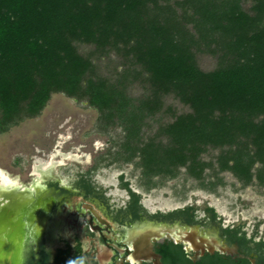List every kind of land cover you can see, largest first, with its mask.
<instances>
[{"label": "trees", "instance_id": "1", "mask_svg": "<svg viewBox=\"0 0 264 264\" xmlns=\"http://www.w3.org/2000/svg\"><path fill=\"white\" fill-rule=\"evenodd\" d=\"M196 53L216 65L201 69ZM109 55L120 69L101 73L96 61ZM135 83L145 87L138 96L128 91ZM57 92L95 108L99 130L120 129L106 164L131 163L146 190L181 168L209 191L224 184V171L242 187H264V0H0V133L37 116ZM166 95L188 110L149 134L146 120ZM208 148L218 149L214 160L203 159ZM78 182L102 196L85 175ZM177 215L193 222L194 207ZM223 233L264 261V240L238 225Z\"/></svg>", "mask_w": 264, "mask_h": 264}, {"label": "rangeland", "instance_id": "2", "mask_svg": "<svg viewBox=\"0 0 264 264\" xmlns=\"http://www.w3.org/2000/svg\"><path fill=\"white\" fill-rule=\"evenodd\" d=\"M249 3L244 4L247 7ZM81 53H87L90 46L79 44ZM120 59L109 55L96 61L99 71L104 74L120 69ZM196 62L203 70L216 65V59L205 53H196ZM128 91L138 96L145 91L140 83L130 85ZM188 110L172 95L163 97L161 110L148 118L152 134L155 128ZM98 112L88 105L63 93H52L41 112L25 118L0 133V170L7 181L3 185L34 183L30 193H46L42 184L48 178H57L62 184H70L85 175L90 182L102 190L108 203L122 205L128 197L123 183L139 195L142 207L151 211L193 206L195 218H203V208L212 207L216 221L222 226H240L246 236L264 240V187L251 183L242 187L228 171L220 172L223 185L215 191L198 186L197 180L188 177L181 168L179 174L148 190L140 184L138 169L131 163H108L106 151L122 135L119 128L103 132L97 128ZM218 149L208 148L202 157L214 160ZM103 158V160H101ZM94 169H91L93 165ZM39 172L48 173L43 177ZM88 172V173H87ZM205 169L204 173H210ZM121 176V177H120ZM39 186V189L36 188ZM41 189V191H40Z\"/></svg>", "mask_w": 264, "mask_h": 264}, {"label": "flooded vegetation", "instance_id": "3", "mask_svg": "<svg viewBox=\"0 0 264 264\" xmlns=\"http://www.w3.org/2000/svg\"><path fill=\"white\" fill-rule=\"evenodd\" d=\"M78 179L65 185L48 178L42 183L45 194L33 191L24 204L5 213L10 232L4 237L0 226V258L20 255L22 264H264L259 252L229 241L223 233L227 226L204 210L203 218L187 222L177 215L185 206L149 213L130 204L129 194L122 205H113L103 193L82 188ZM19 224L20 252L14 248ZM174 224L189 232L196 227V244L176 242L162 231Z\"/></svg>", "mask_w": 264, "mask_h": 264}, {"label": "bare ground", "instance_id": "4", "mask_svg": "<svg viewBox=\"0 0 264 264\" xmlns=\"http://www.w3.org/2000/svg\"><path fill=\"white\" fill-rule=\"evenodd\" d=\"M39 174H41L43 177L48 176V173H44V172H39ZM0 180L7 181L8 183L10 181L9 179H7V177H5L4 172L2 170H0ZM33 184L34 183H30V184L23 183L22 185H18L17 187L16 185H3L0 182V217L1 218L3 217L6 218L5 213L7 211H11L16 206H20L27 201V199L31 195L30 193L31 189L29 188V185L32 186ZM36 188L39 189V187ZM5 218L0 220L1 225L5 224V220H4ZM5 231L6 230H4V232ZM8 257H10V255ZM8 257L1 258L0 264H10L9 262L10 258L7 259Z\"/></svg>", "mask_w": 264, "mask_h": 264}, {"label": "water", "instance_id": "5", "mask_svg": "<svg viewBox=\"0 0 264 264\" xmlns=\"http://www.w3.org/2000/svg\"><path fill=\"white\" fill-rule=\"evenodd\" d=\"M9 217V216H8ZM4 218V217H3ZM3 218H1L0 217V220L1 219H3ZM5 220V219H4ZM7 222H5V224L3 225V227H2V234H3V236L5 237V236H7V235H9V232L6 234L5 232H4V230H6V226H7ZM30 225H31V223H30ZM0 226H1V224H0ZM5 226V227H4ZM19 227H18V239L20 240V241H18L17 242V244L15 245V247L14 248H16V250L18 251V252H20L21 250H22V242H21V239H22V235H23V226L21 225V224H19L18 225ZM37 230H39V228L38 227H36L35 226V233H37ZM162 231L163 232H167L170 236H172L173 238H174V240L176 241V242H180V241H184V242H188V243H190V245H194V244H196L195 242H196V238H198L197 236H196V233H197V231H196V227H192L191 229H190V232L187 230V228H182V227H180V226H178V225H176V224H174L173 226H164L163 228H162ZM191 235V237L189 238V236L188 235ZM16 235V234H15ZM35 235V234H34ZM37 235V234H36ZM16 239V238H15ZM199 240L200 241H204V239H200L199 238ZM2 244L0 243V246H1ZM4 245V244H3ZM2 245V246H3ZM10 250V248L8 249V251ZM1 251V250H0ZM4 252V254L6 253V249H4L3 250ZM0 254H2V252L0 253ZM3 257H5L4 255H3ZM2 257V258H3ZM10 258V259H9ZM1 259V258H0ZM7 259H9V262H10V264H22L23 263V259H22V257L20 256V255H18V256H13V257H8Z\"/></svg>", "mask_w": 264, "mask_h": 264}]
</instances>
